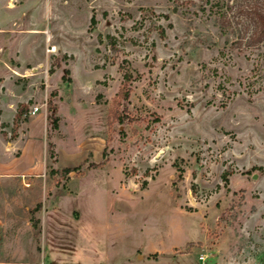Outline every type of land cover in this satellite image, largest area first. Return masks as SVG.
Listing matches in <instances>:
<instances>
[{
    "label": "rangeland",
    "instance_id": "1",
    "mask_svg": "<svg viewBox=\"0 0 264 264\" xmlns=\"http://www.w3.org/2000/svg\"><path fill=\"white\" fill-rule=\"evenodd\" d=\"M10 1L38 63L0 62V102L17 104L0 156H18L33 104L45 123L40 171L0 175V264L40 262V221L61 231L47 250L109 264H264V42L237 45L208 12L250 0ZM84 218L98 232L64 236Z\"/></svg>",
    "mask_w": 264,
    "mask_h": 264
},
{
    "label": "crops",
    "instance_id": "2",
    "mask_svg": "<svg viewBox=\"0 0 264 264\" xmlns=\"http://www.w3.org/2000/svg\"><path fill=\"white\" fill-rule=\"evenodd\" d=\"M12 4V8L8 6V4ZM0 11L8 12L10 17L6 20H0V52L5 53L6 58H0V62L3 65L7 66L12 61L14 62V68H9L10 71H15V69H22V65H30L32 63H38L37 57L34 60H27L24 57L25 48H33L29 42L23 44L22 48L18 49V33L22 31V29L18 28L19 17H17L16 13H18L16 7L13 5V1L9 2V0H0ZM23 18V17H22ZM44 44L42 46V49ZM18 49V50H17ZM41 49V51H42ZM20 50V51H19ZM18 66V67H17ZM14 69V70H13ZM4 81L0 83V87H2ZM1 108L4 110L7 107L11 108L10 116L2 113L1 122H9L10 118L14 117L12 114L15 112L16 103H2L0 102ZM32 106H36L33 104ZM39 110L32 117V119L27 124L26 130V139L20 143V145L16 142L7 143V145H11L12 147H18L20 152L18 156L11 157L6 159L4 155L0 156V175L2 176H15L19 177L21 175L28 176L29 174L38 173L40 171V163L42 161V152L44 149V119L43 113ZM19 145V146H18ZM68 227L67 232L64 236L69 237L71 234L79 233L84 234L85 236H93L96 232H98L97 223L94 219H80L79 223L75 224L70 219H67ZM41 230H40V242H41V259L38 264H109L107 260H105V256L103 253H99L94 251L92 253H81L79 251H49L47 250V245L49 243L54 244L55 240L59 238V224L57 222H53V226L51 228L50 233L46 235V230L44 229L43 222L40 221ZM78 226V227H76ZM73 227V228H71ZM75 227V228H74ZM56 229V230H55Z\"/></svg>",
    "mask_w": 264,
    "mask_h": 264
},
{
    "label": "trees",
    "instance_id": "3",
    "mask_svg": "<svg viewBox=\"0 0 264 264\" xmlns=\"http://www.w3.org/2000/svg\"><path fill=\"white\" fill-rule=\"evenodd\" d=\"M190 2V1H189ZM208 1H206L207 3ZM198 8L202 12L205 11L201 5H198ZM213 8L214 11H213ZM230 11V10H229ZM225 11L222 10V8L217 7V5L210 4V8L208 9V12H212V14L217 15V21L219 24V28L221 30L231 29L233 26H239L240 28L236 29L237 36L236 41L237 45H241L242 42H244L245 47H252L256 46L259 43L264 42V6L260 4L258 1L250 0L248 3H245L242 6H236L234 11ZM95 24V18L94 16L90 19V25L93 26ZM164 35V30L160 31V36ZM111 40V38L109 37ZM51 68L49 69V72H51ZM123 82L126 83L131 80V75L127 71H125L122 75ZM119 94H121L124 98L128 96L127 91H125L123 88L120 89ZM52 107L51 104H47V112H48V119L51 120L52 128L57 129V122L58 119L54 116H52ZM18 115V111L16 113L15 118ZM116 120L118 123L122 124V120L119 117V115L116 116ZM51 157V155H50ZM99 165H89L88 168H96ZM76 169L72 168H63L59 171H57L61 177H65L69 173L75 172ZM53 174V173H52ZM38 208V207H37ZM38 220H34V225L38 224Z\"/></svg>",
    "mask_w": 264,
    "mask_h": 264
},
{
    "label": "built area",
    "instance_id": "4",
    "mask_svg": "<svg viewBox=\"0 0 264 264\" xmlns=\"http://www.w3.org/2000/svg\"><path fill=\"white\" fill-rule=\"evenodd\" d=\"M53 51V47H51L50 49L47 50V52H52ZM39 110L38 106H33L29 109V111L27 112L28 116L33 117ZM21 178L22 183H25V177L23 175L19 176ZM199 260H203L202 258H200Z\"/></svg>",
    "mask_w": 264,
    "mask_h": 264
}]
</instances>
